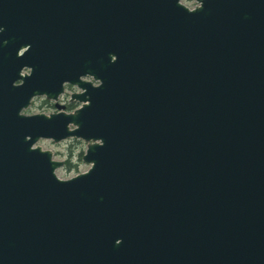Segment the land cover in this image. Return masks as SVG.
<instances>
[{"label":"water","instance_id":"95a60500","mask_svg":"<svg viewBox=\"0 0 264 264\" xmlns=\"http://www.w3.org/2000/svg\"><path fill=\"white\" fill-rule=\"evenodd\" d=\"M0 22V264H264V0H0ZM83 71L104 83L75 117L16 114ZM68 119L104 145L62 183L23 137Z\"/></svg>","mask_w":264,"mask_h":264},{"label":"clouds","instance_id":"9594fccd","mask_svg":"<svg viewBox=\"0 0 264 264\" xmlns=\"http://www.w3.org/2000/svg\"><path fill=\"white\" fill-rule=\"evenodd\" d=\"M175 4L187 13H194L204 7L205 0H175ZM4 33L5 24L0 22V49L9 42ZM31 46L30 43L21 44L16 48V56H23ZM108 56L109 63L117 61L116 53L110 52ZM32 74L33 66L31 64H21L17 70L16 78L11 80V86L22 87L25 84V78L31 77ZM103 83V79L91 71L80 72L75 79L62 78L54 95H50L46 90L31 91L27 95L26 102L17 108L16 114L24 118L42 116L51 119L60 114L75 117L78 111L91 104L90 98L86 95L88 87L85 85L91 88H100ZM80 127L77 120L68 119L64 122L65 134L37 133L35 136L29 132L24 134L23 139L29 141L28 150L46 155L50 173L58 182H70L88 175L96 165L94 159H85V157L89 156L93 146H103L104 139L101 136L79 134ZM121 242V237H116L114 240L117 245Z\"/></svg>","mask_w":264,"mask_h":264}]
</instances>
